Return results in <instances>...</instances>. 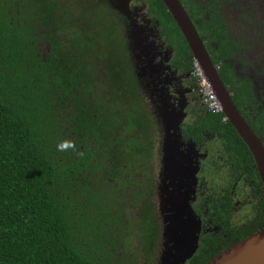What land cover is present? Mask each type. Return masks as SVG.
<instances>
[{"label": "trees", "instance_id": "obj_1", "mask_svg": "<svg viewBox=\"0 0 264 264\" xmlns=\"http://www.w3.org/2000/svg\"><path fill=\"white\" fill-rule=\"evenodd\" d=\"M86 5L81 29L60 0H0V264H143L139 255L155 254L144 98L130 97L120 63H95L113 30L100 32ZM222 120L202 114L198 134L187 127L184 137ZM63 140L84 155L58 151ZM249 234L206 241L187 264H207Z\"/></svg>", "mask_w": 264, "mask_h": 264}, {"label": "flooded vegetation", "instance_id": "obj_2", "mask_svg": "<svg viewBox=\"0 0 264 264\" xmlns=\"http://www.w3.org/2000/svg\"><path fill=\"white\" fill-rule=\"evenodd\" d=\"M60 1L74 12L83 29V19L78 15L83 0ZM178 1L202 42L203 48L198 53L206 52L242 119L264 150V0ZM99 2L109 6L94 5V10L100 12L94 18L105 24L98 27L100 32L113 30L110 32L113 37H101L102 55L94 61L101 67L120 63L127 69L129 95L135 101L141 102V96L144 98L145 108H142L150 135L147 104L161 109L166 103L174 115L185 109L180 151L188 155V160L194 159L190 160L194 170H179L176 163L167 168H161V163L159 173L154 168L156 179L151 181L154 193L159 184L161 194L166 197L160 204L163 219L172 223L181 207L190 204L199 224L198 249L206 241L224 244L247 231L251 236L261 230L264 227L263 177L250 148L225 115L224 106L219 115L226 120H222L220 128L202 130L200 139L184 137L187 127L198 134L200 115L210 113L200 92L199 79L194 75V50L166 4L163 0H96V4ZM124 27L129 32L126 56L121 53L124 41L120 30ZM145 97H149V102ZM230 126L234 133L229 130ZM146 194L153 195L149 191ZM170 242L172 249L178 246L175 239Z\"/></svg>", "mask_w": 264, "mask_h": 264}, {"label": "water", "instance_id": "obj_3", "mask_svg": "<svg viewBox=\"0 0 264 264\" xmlns=\"http://www.w3.org/2000/svg\"><path fill=\"white\" fill-rule=\"evenodd\" d=\"M163 2L182 29L187 42L193 48L195 59L205 71L209 81L214 84L215 92L224 106L225 115L230 119L232 125L250 148L257 161L258 168L264 181V150L262 145L250 127L242 119L224 83L219 78L217 72L212 68V61L206 55L205 50L204 55L198 53L197 50L203 48L202 42L198 38L188 15L179 1L163 0ZM162 105L163 106H160L161 109H158L159 114L156 113L159 120L156 124L161 125L165 135L162 140V163H164V168L176 163L179 170H194V163L190 162V160L193 161L194 159L188 160V155H182L180 151L183 144L181 141V123L186 117V114H183L185 109H181L180 113L174 115L173 112L168 111L169 105L166 103ZM191 146L194 147L193 145ZM186 159L187 161H185ZM179 174H181L180 171L178 175ZM171 222L169 228L175 233H180V240L178 246L169 251L167 256L173 259L170 264H185L186 260H191L199 248L197 234L199 224L194 217L190 204L183 205L179 216H177L175 221ZM207 264H264V227L251 236L228 247Z\"/></svg>", "mask_w": 264, "mask_h": 264}, {"label": "rangeland", "instance_id": "obj_4", "mask_svg": "<svg viewBox=\"0 0 264 264\" xmlns=\"http://www.w3.org/2000/svg\"><path fill=\"white\" fill-rule=\"evenodd\" d=\"M95 1V0H94ZM106 1V0H105ZM83 2L85 4H93V5H97L99 6L100 4H102L101 7H103V5H105L102 2H99V4H96L93 2V0H83ZM96 2V1H95ZM109 5H105L104 7H108ZM76 10V8H75ZM94 10L93 11V15L98 14V11ZM83 13H85V11L83 10V7L78 9V15L81 16V19H83ZM100 13V12H99ZM122 37L121 38L124 41V48H122L121 53L123 55H127V45H126V35L129 34L128 29L126 27H124L123 29L120 30ZM147 101L149 102V97L146 98ZM149 107V115H150V124H151V135H150V130L149 133L147 134L149 138L153 139L154 141V153H153V160L151 161V166L152 168H155V171L157 173H159L160 171V164L163 162V152H162V140L164 135V130L162 129L160 124H156L159 120L157 117V114H159L158 111V106H154L153 104H147ZM152 111V112H151ZM161 168H164V164L162 163ZM160 177V176H159ZM166 197L163 196L161 194L160 188H159V184L157 186V193L153 194L151 196V201L155 204V209H156V213L158 215V239H157V243L155 245V254L153 257H148L146 255H139V258L141 257V259H149L147 261H145L143 264H170L171 261H173V259H170L168 255L169 250H172L173 244L170 242V240H176L177 243L179 242V237H180V233H175L172 230H170L171 228H169V226L171 225L170 222L166 221L165 219H163V215L161 213V201L165 200ZM141 213L140 210L136 207H132L131 212L129 214V218H130V223H140L141 220ZM155 213V212H154ZM155 213V215H156ZM194 214V213H193ZM140 219V220H139ZM145 234V233H143ZM142 237V235H141ZM178 239V240H177ZM134 243V241H133ZM199 250V249H198ZM197 250V252H198ZM176 254V252H175ZM188 255V254H187ZM189 260H186L185 264H187ZM168 262V263H167Z\"/></svg>", "mask_w": 264, "mask_h": 264}, {"label": "built area", "instance_id": "obj_5", "mask_svg": "<svg viewBox=\"0 0 264 264\" xmlns=\"http://www.w3.org/2000/svg\"><path fill=\"white\" fill-rule=\"evenodd\" d=\"M194 70V75L199 79L200 82V92L203 95L207 112L217 115L222 114L223 105L216 92L214 91L211 82L208 80L204 70L197 60L195 62ZM223 120L225 121L226 117H224Z\"/></svg>", "mask_w": 264, "mask_h": 264}, {"label": "clouds", "instance_id": "obj_6", "mask_svg": "<svg viewBox=\"0 0 264 264\" xmlns=\"http://www.w3.org/2000/svg\"><path fill=\"white\" fill-rule=\"evenodd\" d=\"M57 150L61 152H66L68 150H72L80 156H83L84 153L79 151L76 147V142L74 140H63L57 145Z\"/></svg>", "mask_w": 264, "mask_h": 264}]
</instances>
